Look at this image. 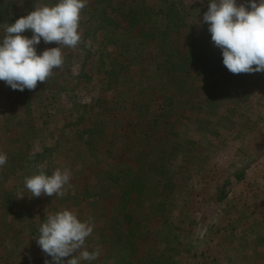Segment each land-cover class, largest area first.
<instances>
[{"label":"rangeland","instance_id":"374dc122","mask_svg":"<svg viewBox=\"0 0 264 264\" xmlns=\"http://www.w3.org/2000/svg\"><path fill=\"white\" fill-rule=\"evenodd\" d=\"M56 2L0 0V9L14 23ZM175 3L180 28L158 12ZM208 3L88 0L80 42L61 46L64 64L47 81L24 91L0 81V152L8 157L0 167V264L51 260L36 238L44 218L65 208L93 224L74 255H100L81 264H264V72L236 77L223 65L201 22ZM135 6L144 7L150 36L130 31ZM197 39L218 62L213 71L207 54L191 53ZM57 46L41 40L37 51ZM129 47L140 53L133 63ZM187 55L195 58L188 72L171 67ZM65 167L72 175L63 197H17L26 177ZM112 167L147 178L141 199L121 201Z\"/></svg>","mask_w":264,"mask_h":264},{"label":"clouds","instance_id":"9594fccd","mask_svg":"<svg viewBox=\"0 0 264 264\" xmlns=\"http://www.w3.org/2000/svg\"><path fill=\"white\" fill-rule=\"evenodd\" d=\"M88 0H57L35 7L27 15L5 24L0 38V81L12 90H33L47 81L64 64L61 46L75 48L80 42V13ZM202 23L207 24L211 41L221 50L223 65L233 74L264 72V0H209ZM26 30L32 35L26 36ZM56 42L59 46L38 53L37 46ZM7 153L0 152V167L7 163ZM70 168H57L51 175L40 171L25 178L24 189L30 197H63L71 179ZM93 232L91 218L82 221L65 208L48 214L39 227L36 242L51 260L44 264H67L95 261L100 249L79 251Z\"/></svg>","mask_w":264,"mask_h":264},{"label":"trees","instance_id":"16d2710c","mask_svg":"<svg viewBox=\"0 0 264 264\" xmlns=\"http://www.w3.org/2000/svg\"><path fill=\"white\" fill-rule=\"evenodd\" d=\"M98 1H102V0H98ZM8 7V6H7ZM141 8L144 9V7L142 6H135L134 8H130L131 10V29L130 31L134 28V27H141L140 32L138 33V35H146V33L148 34V36H150L149 32H147L146 28H144V25L146 24V22H143L141 20L140 17V12H144L143 10H141ZM134 10V11H133ZM145 10V9H144ZM158 12L164 13L165 14V18L167 19V25H177V28L181 26V21H182V12L180 7L176 6L175 4H163L160 5V8L158 10ZM4 16H7L5 13H2V10L0 9V25H5L6 23H9L11 21V19L5 18ZM136 30V29H135ZM158 35L162 36L163 40L161 42L162 46L165 48L167 37H168V32L167 30L165 31H159ZM169 43V42H168ZM206 40L204 39H197L195 41H193L191 43V53L192 54H196L195 52H199L198 54L203 55L204 53L207 54L206 52H208V50H205V47L203 45H206ZM196 45V47L194 48V46ZM162 47V48H163ZM177 50V49H176ZM126 54L129 55V57L133 60L132 63L134 62V60H137L138 57L140 56V53L136 51V49L134 47H129V49L125 52ZM190 53V54H191ZM176 52L174 50H172L170 52V54H168L169 56V60L172 58H175ZM194 55L189 56L187 55L185 57V59L188 60V62H183L182 59L179 60V62H177V64H171V67H177V70L179 72H188L189 71V66L191 64L194 63L195 58ZM209 57L208 61H205V65L207 64L209 67L207 70L209 71H213V67L218 66V62L213 65L212 63L213 60H211L209 53L207 54ZM197 56V55H196ZM167 60V61H169ZM129 63H131V61L129 60ZM138 67V66H137ZM239 74H235V76L237 77ZM229 81V80H228ZM89 142V140H88ZM89 145V144H88ZM113 175L111 180L113 181L112 183H114L115 185L120 186V188L123 191L122 197H121V201L123 203H128L129 200L131 199V197L133 196L132 193H135V195H137V197H139L141 199L142 195H143V188L146 187V182H147V178L144 175H138L135 171H131L130 170H120L118 167H112L110 168V171ZM141 208H143L142 206H140ZM140 210V209H138ZM142 210V209H141ZM126 216L128 218V221L131 223L133 222L134 219L131 220L129 213H126ZM138 227V225L136 226V228ZM129 244V243H127ZM157 258V257H156ZM156 258H153L154 260ZM156 263V262H155Z\"/></svg>","mask_w":264,"mask_h":264}]
</instances>
